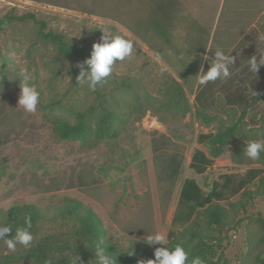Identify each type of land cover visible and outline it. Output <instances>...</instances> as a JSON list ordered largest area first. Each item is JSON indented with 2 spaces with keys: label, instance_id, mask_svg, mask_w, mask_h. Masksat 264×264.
I'll list each match as a JSON object with an SVG mask.
<instances>
[{
  "label": "rangeland",
  "instance_id": "374dc122",
  "mask_svg": "<svg viewBox=\"0 0 264 264\" xmlns=\"http://www.w3.org/2000/svg\"><path fill=\"white\" fill-rule=\"evenodd\" d=\"M155 2L0 0V17L8 11L17 15L32 13L35 19L45 21L44 31L61 34L65 41L78 45L86 53L84 59H68L59 54L53 42L38 34L34 19L15 20L0 31V209L15 203H33L52 214L63 198H75L100 217L109 236L121 248L134 240L145 241L148 234H168L171 228L179 230L185 225L186 221L178 215L188 211L178 203L182 176L193 175L199 184L205 180V174L195 175L188 163L194 148L207 152V147L197 142V134L215 131L217 122L209 126L197 123L193 109L185 117H171L164 111L154 114L148 110L143 115L141 110L128 112L134 95L145 106L151 101L155 107L172 78H177L174 55L148 26L147 15ZM194 5L190 1L192 9ZM212 12L201 17L207 28L204 36L216 30L215 46L226 47L238 59L229 78L203 85V97L208 104L218 107L215 112L222 117V110L232 106L233 113L228 110L233 108H227L230 122L240 115L241 102L237 98L256 96L264 83V66L255 75L247 64L250 56L264 54V8H259L256 22L243 18L239 23L229 24L235 27L232 29L226 26L223 13L217 24L208 22ZM192 14L200 19L194 10ZM103 32L131 40L134 54L117 61L111 75L92 91L77 82L81 70L78 65L87 67L83 62ZM19 67L28 69L40 92L36 112H26L17 103L19 87L14 79ZM194 96L187 93L191 104ZM104 103L122 113L124 121L116 139L104 140L93 148L54 136L45 119L46 113L53 112L73 121L76 112L89 109L97 112ZM158 116L166 121L161 122ZM263 125L264 95L249 109L241 125L243 135L261 139ZM153 132L168 136L176 132L179 136L167 148L154 153ZM231 145L208 171L205 177L209 180L228 169L242 171L253 166L230 165ZM172 154L181 163L180 175L175 178L168 176V157ZM255 166L264 168V164ZM250 190H260V194L253 195L245 208L230 209L227 216L223 235L228 242L225 256L231 264H256V257L263 253L260 243L263 229L257 219L264 221V189L255 182ZM239 198L240 194H236L228 200L235 202ZM221 203L227 204L225 200ZM67 228L64 220L53 218L40 224L37 237Z\"/></svg>",
  "mask_w": 264,
  "mask_h": 264
},
{
  "label": "trees",
  "instance_id": "16d2710c",
  "mask_svg": "<svg viewBox=\"0 0 264 264\" xmlns=\"http://www.w3.org/2000/svg\"><path fill=\"white\" fill-rule=\"evenodd\" d=\"M173 3L174 0H156L147 17L149 29L174 55V70L177 78H172L162 95L163 98L155 107L151 101H147V104L144 100L147 104L145 106L140 97L134 95L128 112L141 110V115H143L148 110L154 114L164 111L171 117L175 115L185 117L193 109V116L197 123L209 126L217 122L215 131L200 132L196 136L197 142L207 147V152L194 148L190 154L188 168L195 174H205L203 176L205 180L199 184L195 177L182 176L178 203L179 206H186L188 211L178 215L182 216V221L186 223L179 230L171 228L167 237L169 247L180 244L189 253L187 264H191L193 257L202 258L206 264H231L225 256L228 242L226 236L223 235L228 224L227 216L230 214V209L237 206L245 208L253 195L260 194V190H250L252 184L257 182L258 187L264 189V168L248 167L243 172H222L210 180L205 176L208 175V171L217 158L232 143H235L229 153L232 164H264V152L257 160H251L244 154V147L248 141L255 140L258 136H244L241 127L251 106L264 95V83L256 96L237 98L241 102L240 115L237 119L230 120V122L227 119V108H233L232 106L222 110L224 117L215 112L217 106L214 108L203 97L204 89L203 85L198 83V73L201 66L205 71L208 69V63L203 59L204 55L213 58L212 51L222 48L227 52V48L215 46L216 30L211 37H203L194 29L188 31L186 29L188 25L184 20L182 23L179 21L181 18L178 9L182 7L177 4L174 6ZM28 19H34L38 24V34L43 39L53 42L59 54L68 59L85 58L84 49L76 44L68 43L61 34L52 30L44 31L45 21L35 19L32 13L17 15L11 11L6 12L0 17V31L6 29L15 20ZM175 20H178L179 24L175 23ZM185 32H188V43L181 41V36ZM187 93L195 94L194 103L189 102L186 97ZM228 110L231 113L235 111L234 108ZM158 118L161 122L166 121L163 116H158ZM45 119L50 124L54 136L66 141H78L84 148H93L104 140L116 139L120 133L119 126L124 121L122 113H116L105 103L100 105L97 112L93 109L76 112L73 121L53 112L46 113ZM152 136V150L156 153L167 148L171 140L178 138L179 135L176 132H172L170 136L153 132ZM259 138L264 139V125ZM175 156L172 154L168 157V176L171 178H175L181 172V163ZM236 194H240V198L235 202H230L229 197ZM224 200L227 202L226 205L221 203ZM50 213V210L33 203H15L7 209H0V221L11 224L13 233L16 227L24 226L25 216H30L32 222L30 231L34 237L30 248L17 245L15 251L9 250L0 240V264H22L24 262L46 264L49 260L52 264H73L76 256L79 257L77 264H94L93 252L101 241L104 243L101 246H106L108 253L116 258V264H139L140 261L146 262L153 259L155 248L163 246L160 244L150 246L146 241L134 240L125 248H121L109 236L100 217L90 207L84 206L75 198H63L55 211ZM53 218L64 220L68 228L37 237L40 224ZM257 220L263 229L260 237L263 253L262 256L256 257V264H264V221ZM131 245L132 254H130Z\"/></svg>",
  "mask_w": 264,
  "mask_h": 264
},
{
  "label": "clouds",
  "instance_id": "9594fccd",
  "mask_svg": "<svg viewBox=\"0 0 264 264\" xmlns=\"http://www.w3.org/2000/svg\"><path fill=\"white\" fill-rule=\"evenodd\" d=\"M212 52L214 53L213 58H209L207 55L203 56V59L208 63V69L205 71L203 66L200 67L198 73V83L200 85L229 78L231 75L230 69L233 68L235 61L238 59L237 55H231L233 51L225 52L222 48H217ZM133 54L134 46L131 40L121 35L103 32L100 41L92 45L89 57L83 62V65L87 67L84 68L82 65H78L81 70L77 76V82L86 85L89 90L95 91L96 87L111 75L113 65L117 61H123ZM209 61L211 62L209 63ZM247 64L248 70L256 75L261 66H264V54L250 56L247 59ZM14 80L18 82L19 87L18 105L26 112H36L37 105L40 102V92L28 69L19 67L15 72ZM262 152H264V139L250 140L244 147V154L251 160L259 159ZM31 227L30 216H25L24 226L16 227L14 233L11 224L0 221V240L11 251H15L17 245L30 248L34 239L30 231ZM145 241L150 246L156 244L163 246L155 248L153 259L146 262L140 261L139 264H187L189 253L180 244L169 247L165 232L148 234ZM103 244V241H101L95 247L93 252L94 264H116V258L108 253L106 246H101ZM130 254H132V245ZM78 260L79 257L76 256L73 264H77ZM46 264H52L51 260L47 261ZM191 264H206V262L200 257H193Z\"/></svg>",
  "mask_w": 264,
  "mask_h": 264
},
{
  "label": "crops",
  "instance_id": "0c3cea01",
  "mask_svg": "<svg viewBox=\"0 0 264 264\" xmlns=\"http://www.w3.org/2000/svg\"><path fill=\"white\" fill-rule=\"evenodd\" d=\"M190 1L195 3V5H194L195 9H192V7L190 6ZM190 1L189 0H174L173 5L176 6V4H177V5H180L182 7V8L178 9L180 11L179 17L181 18L179 20V21H181L180 23H182L184 20V22L188 25L186 27V29H188V31L194 29L197 31L198 34L199 33L202 34L203 37H205L204 33H205V30H207V28L204 25H202V22L200 20H203V19H201V17L205 16L206 13H211L213 11L211 17H207V19H208V22H211V23L214 22L216 24L218 21L217 18L221 15V13H223L225 15V17L223 19L226 22V23L225 22L224 23L226 24V26L228 24V28L232 29L235 27L229 26V24L239 23L242 21L243 18L250 21L251 23H253V21L256 22L257 21L256 19H258L259 15H260V14L257 15L259 8L260 7L264 8V0H190ZM192 10H194L198 15H200V19L196 18L197 15L195 17L192 14ZM242 15H244V17H242ZM175 23H178V20H175ZM213 32H212V34H213ZM187 34H188V32H185L181 36L182 37L181 38L182 43L183 42L188 43L189 39H187V36H188ZM212 34L210 35V37L212 36ZM233 147L234 146L231 145V147L228 151V157H229V153L233 149ZM229 160H230V157H229ZM214 164H215V162H214ZM213 165H212V167H213ZM230 165H236V164L231 163ZM243 165H245V164H243ZM247 165H249V164H247ZM255 165H257V164H255ZM255 165L248 166V167H258ZM248 167H246V168H248ZM244 170L232 171L231 169H228V170L222 171V172H243ZM222 172H219V173H222ZM195 175H198V174H195ZM186 176L194 177L193 175H186Z\"/></svg>",
  "mask_w": 264,
  "mask_h": 264
}]
</instances>
